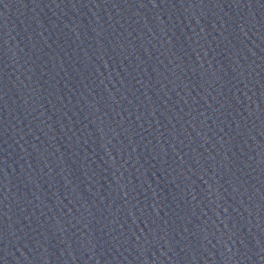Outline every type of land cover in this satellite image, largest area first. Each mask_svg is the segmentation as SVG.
<instances>
[{"label": "water", "instance_id": "95a60500", "mask_svg": "<svg viewBox=\"0 0 264 264\" xmlns=\"http://www.w3.org/2000/svg\"><path fill=\"white\" fill-rule=\"evenodd\" d=\"M0 264H264V0H0Z\"/></svg>", "mask_w": 264, "mask_h": 264}]
</instances>
